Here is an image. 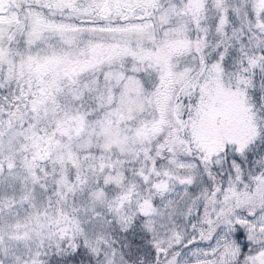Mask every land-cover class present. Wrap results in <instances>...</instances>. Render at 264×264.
I'll list each match as a JSON object with an SVG mask.
<instances>
[{
    "label": "snow or ice",
    "instance_id": "6c2138e0",
    "mask_svg": "<svg viewBox=\"0 0 264 264\" xmlns=\"http://www.w3.org/2000/svg\"><path fill=\"white\" fill-rule=\"evenodd\" d=\"M0 264H264V0H0Z\"/></svg>",
    "mask_w": 264,
    "mask_h": 264
}]
</instances>
